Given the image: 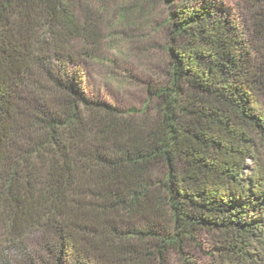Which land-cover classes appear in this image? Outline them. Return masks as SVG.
<instances>
[{
  "label": "trees",
  "instance_id": "1",
  "mask_svg": "<svg viewBox=\"0 0 264 264\" xmlns=\"http://www.w3.org/2000/svg\"><path fill=\"white\" fill-rule=\"evenodd\" d=\"M247 1L242 25L169 0L168 80L139 119L84 90L100 29L70 0H0V264H192L202 234L209 264H264V0Z\"/></svg>",
  "mask_w": 264,
  "mask_h": 264
},
{
  "label": "rangeland",
  "instance_id": "2",
  "mask_svg": "<svg viewBox=\"0 0 264 264\" xmlns=\"http://www.w3.org/2000/svg\"><path fill=\"white\" fill-rule=\"evenodd\" d=\"M70 1L80 22L90 19L100 29V62H86L84 69L83 87L88 96L115 106L129 117L152 118L157 101L149 90L168 80L166 49L169 31L166 19L169 0ZM220 2L242 25L247 24L250 10L247 0ZM134 4L141 11L135 10ZM121 7L129 8L123 22L117 17ZM260 151L264 164V148ZM40 239L38 233L32 234L29 245L34 248ZM214 239L213 236L200 235L198 246L189 245L185 257L192 264H209V250ZM166 264L185 262L172 254Z\"/></svg>",
  "mask_w": 264,
  "mask_h": 264
}]
</instances>
